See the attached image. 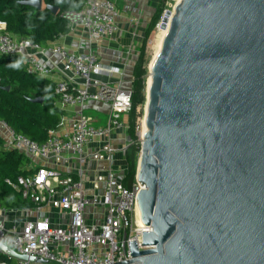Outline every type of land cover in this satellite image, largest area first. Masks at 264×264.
<instances>
[{
	"label": "water",
	"instance_id": "water-1",
	"mask_svg": "<svg viewBox=\"0 0 264 264\" xmlns=\"http://www.w3.org/2000/svg\"><path fill=\"white\" fill-rule=\"evenodd\" d=\"M162 23L134 177L146 229L115 264H264V0H176Z\"/></svg>",
	"mask_w": 264,
	"mask_h": 264
},
{
	"label": "built area",
	"instance_id": "built-area-1",
	"mask_svg": "<svg viewBox=\"0 0 264 264\" xmlns=\"http://www.w3.org/2000/svg\"><path fill=\"white\" fill-rule=\"evenodd\" d=\"M172 8L173 5L169 3L167 10L172 11ZM63 16L68 21L70 31L74 27L81 28L92 39H114L119 29L118 9L113 0H84L79 9L67 11ZM162 25L160 21L156 24L157 34ZM46 51L60 57V66H57L60 78L54 82L57 105L62 111L58 127L50 130L47 140L39 144L23 134L15 133L0 120V135L7 141L5 147L18 150L29 159L49 160L58 157L64 150L81 155L86 143L102 140L106 142L105 151L110 159L115 148L109 139L115 129L125 126L123 117L131 109V91L121 87L119 81L114 84L96 76L102 74L111 77L122 72L112 65L101 63L92 51L68 50L55 41L42 47L27 39L0 32V54L21 55L30 73L48 77L54 71L38 59V54L43 56ZM74 78L82 79V86L75 85ZM89 101L108 104L105 125H93L83 116V107ZM68 114L72 120L66 127ZM136 124L140 140L143 114L137 117ZM47 163L45 161L31 168L26 175L6 179V182L23 199L34 203L35 208L48 206L61 210L68 215V222L55 226L48 216L43 215L25 220L20 227H7L0 222V243L17 254L48 264H115L130 258L128 242L136 241L138 248L142 249L141 234L145 228L137 225L135 211L136 197L143 186L135 178L132 187L126 188L122 184L124 175L110 168L103 192L87 195L81 179L63 177L59 170L49 167ZM97 206L104 208V214L94 223L93 219L97 217L92 213V220H89L86 208ZM3 253L10 255L0 249V254ZM0 264H31V261L15 258L12 263L0 261Z\"/></svg>",
	"mask_w": 264,
	"mask_h": 264
},
{
	"label": "trees",
	"instance_id": "trees-1",
	"mask_svg": "<svg viewBox=\"0 0 264 264\" xmlns=\"http://www.w3.org/2000/svg\"><path fill=\"white\" fill-rule=\"evenodd\" d=\"M25 0H0V23L7 32L16 38H24L34 44L45 47L49 43L68 33L69 25L63 14L79 9L84 0H41L40 9L21 3ZM47 6L57 7L53 12ZM165 0H159L146 27L133 66L131 81V109L127 114L128 144L124 149L126 170L122 184L131 188L134 183L136 164L140 151V140L136 133L137 117L142 115L146 99V80L148 66L146 46L150 33L165 9ZM43 97V101L34 102V98ZM58 96L54 92V83L26 70L23 58L18 54H0V120L14 130L39 144L44 143L50 130L59 123L62 111L58 105ZM29 157L15 149L5 147V139L0 135V208L19 209L34 207V203L23 199L6 179H15L31 170L25 169ZM14 257L0 254V261L12 263Z\"/></svg>",
	"mask_w": 264,
	"mask_h": 264
},
{
	"label": "crops",
	"instance_id": "crops-1",
	"mask_svg": "<svg viewBox=\"0 0 264 264\" xmlns=\"http://www.w3.org/2000/svg\"><path fill=\"white\" fill-rule=\"evenodd\" d=\"M118 9L117 21L119 23L118 32L114 39H92L81 28H73L68 33L55 40V43L72 51L89 52L92 51L101 63L112 65L118 68L122 74L113 76L97 75L100 80H109L114 84L120 82L121 87L130 89L132 81V71L141 46V38L144 34L146 25L152 17L159 0H113ZM4 24L0 23V29ZM35 52V51H33ZM38 59L43 65L54 69L47 77L53 83L60 78V72L57 66H60V57L56 54L46 51L45 54H38ZM74 84L82 86L83 80L74 78ZM109 106L101 101H89L83 107V116L93 125L102 126L107 123ZM65 125L71 123L72 117L66 116ZM125 126L115 129L110 136L109 143L115 148V151L108 159L105 151L106 142L102 140H93L83 147L81 155L64 150L58 157H52L49 160L33 158L30 159L29 168H35L47 161L49 167L59 170L62 176H72L81 179L82 186L87 195L101 194L105 187V178L107 171L111 168L114 171L121 172L123 175L126 170V161L124 158V149L128 144L127 115L123 117ZM58 125V124H57ZM56 126L55 128H57ZM54 128V129H55ZM2 135V133L0 132ZM3 137V136H2ZM5 139V137H4ZM5 140V144H6ZM27 166H25V169ZM92 213L97 217L93 219L96 223L104 214V208L101 206L87 207L86 216L92 220ZM43 215L51 219L52 225L58 226L60 223L68 222V215L59 209L48 206L19 209L0 208V222L5 226H21L25 220ZM91 223V222H90ZM31 264H48L45 261L36 259Z\"/></svg>",
	"mask_w": 264,
	"mask_h": 264
},
{
	"label": "rangeland",
	"instance_id": "rangeland-1",
	"mask_svg": "<svg viewBox=\"0 0 264 264\" xmlns=\"http://www.w3.org/2000/svg\"><path fill=\"white\" fill-rule=\"evenodd\" d=\"M169 3L172 4V5H174L175 4V0H165V7H164L165 9L163 10V14L161 15V17L164 16L165 11L168 9ZM161 17L158 20V22L159 21L162 22V18ZM147 25H146V27H147ZM145 30H146V28H145ZM145 30H144V34H145ZM144 34H143V36L141 38V42H142V39L144 37ZM156 34H157V29H156V25H155L153 31L149 35V38H148V41H147V46H146L147 66L150 63V60L155 55L156 50H157V44H158V38L159 37ZM146 85H147V80H146ZM142 114H143V112H142ZM143 130H144V128H143Z\"/></svg>",
	"mask_w": 264,
	"mask_h": 264
},
{
	"label": "bare ground",
	"instance_id": "bare-ground-1",
	"mask_svg": "<svg viewBox=\"0 0 264 264\" xmlns=\"http://www.w3.org/2000/svg\"><path fill=\"white\" fill-rule=\"evenodd\" d=\"M166 29H167V26H165L164 28H162L161 29V31L157 34V36L159 37L158 38V44H157V50H156V53H157V51L159 50V47H160V44H161V40H162V37H163V35H164V33L166 32ZM155 53V54H156ZM151 63V62H150ZM143 128H145V126H144V121H143V125H142V129H141V134H142V131H143ZM135 214H136V223H137V225H139V226H143L144 228H145V226L141 223V221H140V218H139V212H138V209L136 208V211H135ZM146 229V228H145ZM144 229V230H145ZM143 230V229H142Z\"/></svg>",
	"mask_w": 264,
	"mask_h": 264
}]
</instances>
